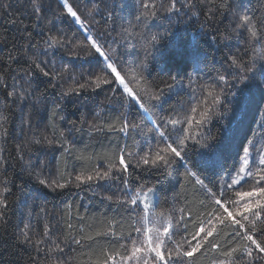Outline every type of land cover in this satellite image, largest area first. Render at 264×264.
Wrapping results in <instances>:
<instances>
[{"label": "trees", "instance_id": "1", "mask_svg": "<svg viewBox=\"0 0 264 264\" xmlns=\"http://www.w3.org/2000/svg\"><path fill=\"white\" fill-rule=\"evenodd\" d=\"M36 2L42 9L40 13H34L32 0H0V114L7 117L4 127L8 130L5 136L0 129V156L6 161L0 167V188L5 186L6 177L11 190L8 222L0 224V264H34V261L44 264L43 251L37 256L34 249L16 239L17 226L31 223L36 230L38 221L40 231L48 223L54 230V238L67 242V259L87 264L92 251L107 247L108 241L97 237L95 243L85 239L83 246H77L71 243L73 237H96L110 225H116L118 234H127L143 213L142 206L130 210V205L120 203L123 187L119 181L77 183L75 176L96 167L103 169L122 148L135 156L140 148L147 152L150 146L155 147L151 139L144 142L147 137L140 129L120 131L122 118L139 124L145 131L151 125L136 108L129 109L117 84L62 96L70 86L94 79L104 70L87 35H92L109 52L116 49L112 58L125 70L144 66L143 75L149 86L163 89L161 100L152 108L153 118H166L179 103L187 101L189 78L192 87L198 88L226 71L242 75L230 67L231 56H242L256 71V81L264 88L261 70L264 59H259L264 56V45L257 44L253 51L252 45L234 31L233 23V13L237 10L264 17V0H194L195 15L188 9H182L179 15L161 10L145 22L135 18L140 14L141 0H68L82 19L88 21L84 28L67 14L62 0ZM167 4L165 0V7ZM49 36L57 37L61 44L49 48ZM153 36L156 40H152ZM45 51L48 55H44ZM34 58L52 61L49 67L54 70L67 68L61 79L52 81L55 88L49 78L39 75L29 87L27 73L36 71L31 65ZM13 85L17 92L27 89L30 93L23 103L7 97ZM228 91L235 92V89ZM259 98L255 92L256 101ZM232 107L227 104L221 108V115L226 113V118L216 123L214 117L207 126L211 137L224 141L227 134L224 125L229 122L235 128L237 121H243L225 152L228 171L239 163L238 153L242 152L240 146L245 143V137L256 141L257 148H264L261 137L264 129L259 127L264 114L257 111V108L264 109V104H254L252 110L240 112L234 121ZM42 136L55 138L56 143L28 144L34 137ZM64 147L70 151L65 153ZM22 148L24 159H20ZM130 163L135 164L136 159H130ZM130 171H133V186L141 184L157 189L161 205L157 211L173 204L172 197L179 187L178 175L169 176L143 167L130 168ZM34 172H42V178L58 179L68 187L55 191L46 188L38 183ZM41 209H47L48 214ZM210 261L211 255L200 256L196 264H210Z\"/></svg>", "mask_w": 264, "mask_h": 264}, {"label": "snow or ice", "instance_id": "2", "mask_svg": "<svg viewBox=\"0 0 264 264\" xmlns=\"http://www.w3.org/2000/svg\"><path fill=\"white\" fill-rule=\"evenodd\" d=\"M62 3L67 14L81 28L88 24L68 0H62ZM32 6L34 13L41 12L36 0H32ZM140 7V14L135 18L145 22L161 10L177 15L182 9L192 11L195 3L194 0H168L165 7V0H141ZM192 14L195 15V11ZM233 17L234 31L252 45L253 51L257 44L264 45V17L240 10L235 11ZM86 39L103 62L104 70L94 79L77 83L75 87L70 86L62 96L78 94L87 88L98 89L101 85L117 84L122 89V98L127 100L129 109L136 108L151 125L145 131L139 124L122 118L120 131L140 129L147 137L145 143L149 139L155 143V147L150 146L147 152L140 148L135 156L122 148L118 154H113L111 162L103 169L96 167L86 174L75 176L77 183L119 181L123 187L120 203L130 205V210L142 206L143 213L133 222L132 230L127 234H118L115 231L116 225H110L107 231L98 232L96 237H73L71 243L77 246H83L85 239L95 243L97 237L108 241L107 247L92 251L87 264H196L198 257L208 255H211L210 264H264V148H257L256 141L245 137V143L240 146L242 152L238 153L239 163L228 171L225 168V152L234 142L243 121H237L235 128L229 122L224 125L227 133L224 141L211 137V129L207 127L214 117L217 118L216 123L226 118L227 114L222 116L220 109L227 104L233 106V121L240 112L252 110L254 104H264V88L257 83L253 67L242 56H231L230 67L238 69L242 75L226 71L212 78L210 83H201L198 88L192 87L189 78L187 101L173 108L172 115L154 119L152 108L161 100L163 89H152L149 86L143 75L144 66L125 70L112 58L116 49H111V52L105 50L92 35H87ZM48 40L49 48L61 44V40L55 36H49ZM152 40H156V37L153 36ZM44 55H48L47 51ZM259 59H264V56ZM254 63L255 60L252 61ZM50 64L52 61L32 59L31 65L36 71L27 73L30 77L29 87L37 75L49 78L51 86L56 87L52 81L61 79L67 68L54 70L49 67ZM261 70L264 71V66ZM238 84L242 87H237ZM230 89H235V92H226ZM255 92L259 93V101L255 99ZM29 94L27 89L17 92L15 85L6 93L7 97L21 103ZM257 111L264 114V109L257 108ZM6 121L7 117L0 114V129L5 136L8 134L4 127ZM27 123L31 127L30 121ZM109 127L114 129L113 125ZM259 127L264 129V120L259 122ZM60 135L62 137L63 133ZM261 137L264 138V132ZM54 143L55 138L49 139L47 136L34 137L28 142L36 146H51ZM69 151L68 147H64L65 153ZM20 159H24L23 148ZM130 159H136V163L131 164ZM5 164L6 161L0 156V167ZM141 167L144 170L155 169L169 176H179V187L172 197V205H168L165 200L168 206L157 211L161 208L157 189L141 184L133 186V171L130 168L134 170ZM32 174L37 177L39 184L54 191L68 187L67 183H61L58 179L42 178V172ZM7 183L5 177V186L0 188V224L8 222V194L11 190ZM41 211L48 214L47 209ZM37 223L36 230L31 223L17 226L18 243L34 249L37 256L43 251L44 264H81L78 259L70 261L66 258L67 242L54 238L50 224H43V230L40 231L39 221ZM68 227L71 228V224ZM88 246L91 248V245ZM34 264L40 262L34 261Z\"/></svg>", "mask_w": 264, "mask_h": 264}]
</instances>
